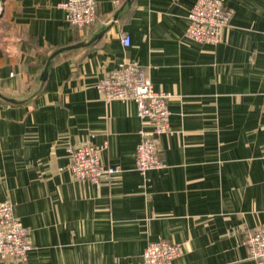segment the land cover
I'll use <instances>...</instances> for the list:
<instances>
[{"label":"crops","instance_id":"obj_1","mask_svg":"<svg viewBox=\"0 0 264 264\" xmlns=\"http://www.w3.org/2000/svg\"><path fill=\"white\" fill-rule=\"evenodd\" d=\"M66 1L5 0L0 11V200L12 201L32 243L26 262L0 264H146L158 240L182 245L173 264H254L264 0H225L233 17L217 45L185 35L196 0H96L97 20L83 28L66 20ZM81 42L41 78L56 50ZM124 60L169 94L172 130L157 137L165 166L144 173L136 103H108L97 88ZM106 140L101 161L121 170L100 186L76 178L69 147Z\"/></svg>","mask_w":264,"mask_h":264},{"label":"built area","instance_id":"obj_2","mask_svg":"<svg viewBox=\"0 0 264 264\" xmlns=\"http://www.w3.org/2000/svg\"><path fill=\"white\" fill-rule=\"evenodd\" d=\"M62 5L66 10V20L72 26L83 28L97 20L96 0H67ZM232 17L233 11L225 0H196L189 12L190 22L185 35L201 43L217 45L222 40L224 30L231 24ZM122 41L129 46L130 35L125 34ZM97 88L108 103L134 101L137 105L138 116L143 122L141 138L136 147L137 169L144 173L164 167L157 137L172 130L169 94L156 91L147 69L131 60L122 61L116 69L106 74L97 83ZM108 145L106 140L101 145L84 142L69 147L74 176L97 186L111 180L121 168L102 163L101 151ZM246 245L254 264H264V228L249 232ZM31 248L30 232L16 218L12 201L9 198L0 200V260L13 257L26 262ZM181 254V244L158 240L147 245L143 259L146 264H173Z\"/></svg>","mask_w":264,"mask_h":264},{"label":"water","instance_id":"obj_3","mask_svg":"<svg viewBox=\"0 0 264 264\" xmlns=\"http://www.w3.org/2000/svg\"><path fill=\"white\" fill-rule=\"evenodd\" d=\"M4 1H5V0H1V4H2V6H3ZM82 45H84L83 42L78 43V44H75V45H73V46H69V47H65V48H60V49L56 50V51L51 55V57L49 58L48 63H47V65H46V67H45V70H44V72H43L41 78H42L43 80H45V79L47 78L49 65H50V62H51V59L53 58V56H55L56 54H58V53H60V52H62V51H64V50H66V49H71V48H75V47L82 46ZM5 98L8 99V100H10V101H12V102H16V100L13 99V98H8V97H5Z\"/></svg>","mask_w":264,"mask_h":264},{"label":"bare ground","instance_id":"obj_4","mask_svg":"<svg viewBox=\"0 0 264 264\" xmlns=\"http://www.w3.org/2000/svg\"><path fill=\"white\" fill-rule=\"evenodd\" d=\"M0 3H1V0H0ZM2 10V4H1V9H0V11Z\"/></svg>","mask_w":264,"mask_h":264},{"label":"rangeland","instance_id":"obj_5","mask_svg":"<svg viewBox=\"0 0 264 264\" xmlns=\"http://www.w3.org/2000/svg\"><path fill=\"white\" fill-rule=\"evenodd\" d=\"M0 9H1V3H0Z\"/></svg>","mask_w":264,"mask_h":264}]
</instances>
